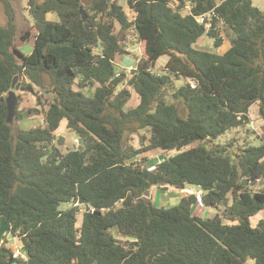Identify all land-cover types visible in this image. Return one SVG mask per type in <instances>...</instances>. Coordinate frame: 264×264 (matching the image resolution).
<instances>
[{"label": "trees", "instance_id": "trees-1", "mask_svg": "<svg viewBox=\"0 0 264 264\" xmlns=\"http://www.w3.org/2000/svg\"><path fill=\"white\" fill-rule=\"evenodd\" d=\"M123 1L132 18L119 0H27L31 22L19 29L0 0V217L25 257L0 243V264H264V218L250 220L264 210V133L258 145L214 142L249 123L255 102L264 131V11L252 0ZM209 11L208 26L196 20ZM220 24L234 34L223 52ZM128 32L144 55L116 75ZM203 36L213 49L197 46ZM16 75L41 116L27 130L6 122ZM61 126L82 150L61 152ZM151 150L164 157L149 164ZM188 185L221 212L194 213L198 191L168 207L143 200L152 187Z\"/></svg>", "mask_w": 264, "mask_h": 264}, {"label": "rangeland", "instance_id": "rangeland-1", "mask_svg": "<svg viewBox=\"0 0 264 264\" xmlns=\"http://www.w3.org/2000/svg\"><path fill=\"white\" fill-rule=\"evenodd\" d=\"M13 3L16 13H17V23L19 29L23 28L25 25L29 24L31 22V17L28 13V5H27V0H11ZM172 4L175 3V0H170ZM119 3H121L124 6V9L128 16L130 18L133 17V12L127 7L125 1L119 0ZM252 4L259 8L260 10L264 11V0H252ZM48 18L49 19H56L57 16L53 12L48 13ZM5 24V17L3 14L2 6L0 4V25ZM220 32L223 37V43L222 45L217 49V51L223 52L225 49H227L230 46V38L234 36L232 31H228L225 29V27L220 24ZM119 38L123 42L124 46L126 49L130 52L129 55L125 56H117L116 57V62H117V69L121 70L118 65V61L121 62V60L127 59L129 61H136L137 58L142 57L144 55V45L142 42H137L135 35H133L132 32H128L126 35L123 33L118 34ZM198 47L200 48H206V49H213L212 45V39L208 36H203L201 39L197 42ZM20 49L23 52H29L31 50V44L30 43H25L20 46ZM133 54V55H132ZM131 59V60H130ZM164 60H161V63H163ZM133 64V63H132ZM122 66H124L122 64ZM159 71V70H158ZM21 83L20 86L23 87V84L27 79H20ZM176 84H181L183 83V78L180 77L176 81ZM35 90H38L39 88L37 86H34ZM16 94L19 95L18 102L16 105L15 110H17V114L14 113V117L12 119V127L14 130L16 129H23L27 130L31 127L37 126L41 122V116L39 114H33V110L31 111L32 108L36 107L35 103V97L31 92H28L24 90H17ZM45 97H48L46 93H43ZM138 102V97L137 94L132 91V96L129 99L126 108L131 107L136 105ZM249 118L250 122L244 124V126L237 127V128H232L230 130H227L224 134L220 135L217 139H215L214 142L216 143H221L223 141H231L233 145H241V144H251V145H258L260 143V137L263 136V129H262V119L259 116L258 113V106L257 103H253L249 107ZM133 128V125L131 126ZM143 131V130H141ZM126 135L130 138L132 143L138 147V136L135 134H131L129 132L126 133ZM59 137H62L63 143L61 145H56L60 148L61 152H66L67 150H71L77 147V145L80 146L79 140L76 142V136L75 134L70 131L69 129L65 128V126H61L60 129L57 132V140ZM57 142V141H55ZM175 151H169L165 154L171 155L174 154ZM163 154V153H162ZM150 157V160L148 161L149 164H152L156 162L157 160H160V158L164 157L162 156L159 151L157 150H151V152L148 154ZM154 156V157H152ZM167 156V155H165ZM192 190L196 191L197 188L195 186H190ZM164 188H158V187H153L151 191V201L155 206H164L168 207L171 205L176 204L178 202L179 198L181 195H183L184 191H180L181 189H175L171 188L168 191L165 190V193L167 194H162L161 191ZM199 192V190H198ZM69 205L67 203H62L60 205V208L64 209L68 207ZM82 210L79 211L77 214L78 221L77 224H80L81 220V213ZM193 212L197 213L200 216H213L214 214H217L218 212H221L220 208H213V207H206L201 204H197L196 206L193 207ZM261 218H264V210L260 211L258 214L255 216L251 217V223L252 225H255L257 221ZM224 223H233L232 221H229L227 219H223ZM236 222V221H235ZM7 242L8 245H13L14 249L15 247H20L19 246V239L18 237L14 236L10 230L8 224L4 221L2 217H0V243ZM16 249L15 253H17ZM20 251V250H19ZM21 253V252H20ZM22 254V253H21ZM244 264H254L253 259L247 258Z\"/></svg>", "mask_w": 264, "mask_h": 264}, {"label": "water", "instance_id": "water-1", "mask_svg": "<svg viewBox=\"0 0 264 264\" xmlns=\"http://www.w3.org/2000/svg\"><path fill=\"white\" fill-rule=\"evenodd\" d=\"M80 12L82 14V18L86 19V12L81 7H80ZM11 86H12V88L8 91V93L5 97L6 110H7L6 122L8 124L12 123V119H13L14 113H15V108H16V105L18 102L16 91L23 89V87L20 86V81H18L17 75L13 77ZM62 143H63V139H62V137H59V139L57 140V144L61 145ZM79 143H80V150H82L84 141L82 139H80ZM262 182H263V180H260L259 184H261ZM242 183L243 184L249 183L250 185H254L256 183V181L248 182L247 180H243ZM148 199H149V191H145V193L143 195V200L147 201Z\"/></svg>", "mask_w": 264, "mask_h": 264}, {"label": "built area", "instance_id": "built-area-1", "mask_svg": "<svg viewBox=\"0 0 264 264\" xmlns=\"http://www.w3.org/2000/svg\"><path fill=\"white\" fill-rule=\"evenodd\" d=\"M188 9H190V5H187L186 6ZM211 12H205V13H202L200 15H197L196 16V20L198 22H202V23H205L207 26L210 24L209 22V19L211 18ZM117 63V62H116ZM135 68V65H128L126 67H122L121 70H124L126 74H131V71ZM120 70H118L117 74L118 75L120 72ZM191 86L194 87V83L191 82ZM76 142H78V139L75 140ZM150 170H153L155 169V165H152L149 167ZM200 194H201V191L197 192V197H198V202L200 204H202L201 202V198H200ZM82 210V209H81ZM93 210V208H92ZM16 251V250H15ZM14 256H21L22 258H25L23 254L20 253L19 250H17V253L14 252Z\"/></svg>", "mask_w": 264, "mask_h": 264}, {"label": "crops", "instance_id": "crops-1", "mask_svg": "<svg viewBox=\"0 0 264 264\" xmlns=\"http://www.w3.org/2000/svg\"><path fill=\"white\" fill-rule=\"evenodd\" d=\"M48 17V16H47ZM49 19V18H48ZM198 46V45H197ZM221 52V51H220ZM131 60V59H130ZM127 61H129V60H127V59H124L123 58V60H121V62H119L118 61V65H120L119 67L120 68H122V67H126V66H128V65H135V64H132L133 63V61L131 60V61H129V62H127ZM122 64L124 65V66H122ZM153 188V187H152ZM151 188V189H152ZM159 188H164L162 191H161V193L162 194H167V193H165V190H169V189H171L172 187H170V186H165V187H159ZM150 189V190H151ZM180 191H184V192H194V190H192V188H186V189H181ZM196 191H198V190H196ZM183 192V193H184ZM150 195H151V191H149V198L151 199L152 197H150ZM177 203V202H176Z\"/></svg>", "mask_w": 264, "mask_h": 264}]
</instances>
